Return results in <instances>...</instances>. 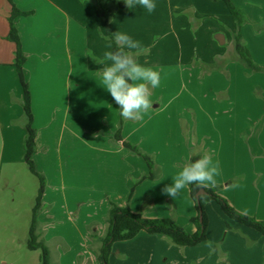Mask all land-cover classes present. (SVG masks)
Here are the masks:
<instances>
[{"label":"crops","instance_id":"0c3cea01","mask_svg":"<svg viewBox=\"0 0 264 264\" xmlns=\"http://www.w3.org/2000/svg\"><path fill=\"white\" fill-rule=\"evenodd\" d=\"M231 1L247 21L252 17L245 4ZM12 2L20 11L32 13L17 18L16 23L26 55L24 69L32 96L38 147L44 146V133H59L64 128L71 117L73 103L92 100V90L97 91L93 97L96 101H107L112 110L120 111L111 94L99 86L97 71L102 65L88 54L102 57L105 51L114 50L113 43L112 48H108V31L111 34L116 31L130 33L143 45L136 51L137 60L154 68L160 82L157 88L151 89L152 107L142 119L122 117L125 119L122 137L144 153L153 154L154 162L161 169L160 178L146 179L135 188L131 211L152 220L174 218L187 232L196 231L191 219L197 215V208L189 186L174 199L161 194V189L172 183V176L180 170L179 166L190 161L192 149L193 153L209 155L214 162L219 161L217 193L237 211L264 221V157L252 160L239 157V150L251 141L252 126H258L257 116L264 117V101L257 99L260 114L254 113L249 102L256 86L264 98V87L251 82V75L240 61L227 62L232 58L225 53L234 46L233 37L238 26L223 1L154 0L156 9L151 13L137 5L130 12L118 10L112 13L108 21L100 17L98 11H106L109 0ZM11 12V3L0 0V91L13 100L16 118L24 124L23 91L13 67L16 45L6 39ZM139 19L146 22L140 25L136 23ZM152 24H158L163 30L149 31ZM244 29L242 26L243 42L247 40ZM218 34L224 36L223 45L216 39ZM143 38L148 41L142 42ZM175 43L177 56L172 62L155 60L156 55L168 57ZM224 46H229L227 52ZM111 114L105 112L102 118L108 121ZM117 117L119 119V115ZM83 126L91 130L89 124L83 123ZM262 136L264 126L259 142ZM116 145L124 156L123 162H128L124 172L125 188L115 198L116 203L124 206L131 192L132 179L139 180L148 175L149 170L146 163L130 166L140 162L127 155L128 150L122 142H116ZM231 179H235V183L225 185ZM56 210L51 209L55 228L61 223L57 221ZM81 218L79 214L76 222L79 230L84 229L79 225ZM104 218L106 225L107 217ZM208 218L206 241L218 245L219 250L214 246L210 249L206 241L193 247H176L163 236L141 232L134 239L123 241L128 245H119L131 250V254L122 251L123 264H158L157 255L160 260L164 259L161 260L164 264H234L235 260L240 264H264V238L260 233L226 219V216L218 218L209 214ZM91 220L89 215L83 221L88 225ZM83 232L82 237L86 239ZM56 236L65 247V242L73 241L61 232ZM143 243L150 252L133 248ZM91 253L92 264H100L97 254ZM80 255L66 251L54 254L52 261L54 264H76Z\"/></svg>","mask_w":264,"mask_h":264},{"label":"rangeland","instance_id":"374dc122","mask_svg":"<svg viewBox=\"0 0 264 264\" xmlns=\"http://www.w3.org/2000/svg\"><path fill=\"white\" fill-rule=\"evenodd\" d=\"M237 1L245 4L246 8L251 11L252 17L250 16L248 21L244 17L243 27H245L247 40L243 43L246 45L248 42L251 60L262 70L255 72L244 66L243 63L241 64L251 75V82L264 87V0ZM245 2L250 3L246 5ZM122 11L130 12V9ZM137 21L136 23L140 25L146 22L143 19ZM158 28V24H152L149 31L152 29L163 30V27L157 30ZM128 34L130 35V33ZM146 41L148 39H142V42ZM176 47V43L172 45L173 52L168 57L156 55L155 60L157 62H172L177 56L174 53ZM230 47L233 50L230 51L231 53L228 51L229 46H224L226 52L228 51V54L225 53V55L232 58L227 62H239L240 57L233 49L234 46ZM258 87L254 88V95L252 94L249 99L256 114L261 112L257 99L264 101ZM95 93L97 91H91L92 100L90 101L73 103L71 117L64 128H61L59 133H44V146L42 148L37 146L33 155L36 169L45 179V192L42 205L38 210V232L45 242L49 241L47 245L52 257L54 254L66 253V251L73 254L80 253L76 264H92L91 251L98 254L101 243L99 239L93 238L91 235L105 236L107 223L105 225L104 217L108 215L110 202L116 203V196L120 194L123 187L125 188L124 172L128 164V162H123L124 156L115 140L116 131L123 120L120 111L112 110L107 101H96L93 98L96 97ZM13 104V100L6 98L0 91V264H38L40 250H30L27 244L33 209L40 189V180L31 173L25 163L27 132L23 121L20 122L16 118ZM105 112L113 113L108 121L102 118V114ZM117 115H119V119ZM257 122L258 126H252L251 133H249L250 143H247L248 145L243 150H239V157L251 160L264 157V136L259 142L264 126V117L261 114L257 116ZM83 123L89 124L91 130L88 131L86 129L88 127L83 126ZM193 149L195 150V147ZM190 152L194 151L190 149ZM127 153V155H132V159L140 162V164L129 162L130 166L145 165L141 157L132 154L129 150ZM151 156L154 159V155ZM249 169L253 170V166H250ZM135 182L132 179V184ZM233 183H235V179L226 181L225 185ZM53 208L57 209L56 218L61 222L56 228L53 226L54 221L51 218L53 215L51 209ZM206 212L208 215L218 218L225 217L219 206L214 203L206 205ZM79 214L83 218L79 222V225L83 226V230L77 229L76 222ZM89 215L92 220L86 225L83 220H86ZM61 228L63 229L59 231ZM81 231H84L86 239L82 237ZM59 232L68 235L73 241L65 242L67 244L65 247L56 236ZM167 241L176 246L170 240L167 239ZM205 243L209 244L208 241ZM119 245L128 244L121 242L113 245L109 264H123L122 251L131 254L129 248ZM213 246L215 250L220 248L218 245ZM133 248L135 250L140 248L144 253L150 252L144 243L138 247L133 246ZM118 251L120 252L118 253ZM233 255L236 256L235 252ZM157 256L158 264H164L161 263V260L164 259L160 260V256ZM235 261L234 264H240L239 260Z\"/></svg>","mask_w":264,"mask_h":264},{"label":"trees","instance_id":"16d2710c","mask_svg":"<svg viewBox=\"0 0 264 264\" xmlns=\"http://www.w3.org/2000/svg\"><path fill=\"white\" fill-rule=\"evenodd\" d=\"M12 5V12L9 16L10 31L6 39L16 45L15 60L13 67H15L22 86L23 96L22 105L24 112V126L26 129L25 138V163L27 164L31 173L37 176L40 180V189L36 198V204L33 209L32 223L29 230L28 248L30 250H40L38 264H54L52 261L51 251L41 238L38 232V210L42 205V198L45 192V179L40 174L33 161V155L37 150V130L34 128V114L32 109V96L29 84L26 80L25 63L26 55L23 50L21 38L17 28L16 20L22 16H29L31 12H22L16 8L12 0H8ZM223 1L230 14L237 23L238 30L234 34L235 51L240 57V62L247 68L255 72L261 71L262 68L251 60V55L248 48L243 43L241 35V27L244 25L245 19L239 9L232 3L231 0H216ZM109 7L106 11H98V15L108 21L110 15L118 10H125L128 7L124 4L123 0H109ZM107 36L110 38L111 33L108 31ZM114 50H116L115 43L113 42ZM123 120L115 134V140L122 142L124 148L128 149L132 154L141 157L146 163L149 174L142 176L137 180L132 188L130 195L127 198L126 204L121 206L115 202H110V208L106 218L107 228L105 236L98 237L92 234L91 237L99 239L101 246L98 250L97 259L100 264H109L110 255L112 254L113 245L118 242L129 241L134 239L141 232L148 234L160 235L172 242V244L180 247H193L207 240V231L209 227V218L206 212V205L209 202H215L221 208L223 214L230 220L251 229L256 230L264 238V221H259L255 217L243 214L237 211L225 198L217 193L218 188H198L196 184L189 185L190 195L194 200L197 208V215L191 219V223L196 227L194 233L187 232L180 226L174 218L169 219H147L141 214H135L130 209V202L132 199L135 188L144 180H156L161 177V169L156 165L151 155L144 153L137 145L125 141L122 137ZM201 153H192L189 162L201 158ZM200 191H204L197 197Z\"/></svg>","mask_w":264,"mask_h":264},{"label":"clouds","instance_id":"9594fccd","mask_svg":"<svg viewBox=\"0 0 264 264\" xmlns=\"http://www.w3.org/2000/svg\"><path fill=\"white\" fill-rule=\"evenodd\" d=\"M126 7L134 9L137 5L151 13L156 9L154 0H123ZM108 38V37H106ZM108 48L115 43V51H105L102 57L92 53L88 55L102 67L97 71L100 87L111 94L119 106L120 114L125 119H142L151 107L149 97L151 89L159 86V75L151 66L142 65L136 58V51L143 45L130 35L116 31L111 34ZM179 171L172 176V183L161 189V194L174 199L191 184L198 188H215L220 175L219 161H213L209 155H203L194 162L179 166ZM211 249L213 245L208 244Z\"/></svg>","mask_w":264,"mask_h":264},{"label":"water","instance_id":"95a60500","mask_svg":"<svg viewBox=\"0 0 264 264\" xmlns=\"http://www.w3.org/2000/svg\"><path fill=\"white\" fill-rule=\"evenodd\" d=\"M216 39L219 41V43H220L221 45H223L224 42H225L224 36L221 35V34L216 35ZM204 193H205L204 191H200V192L197 194V197H199L201 194H204Z\"/></svg>","mask_w":264,"mask_h":264}]
</instances>
